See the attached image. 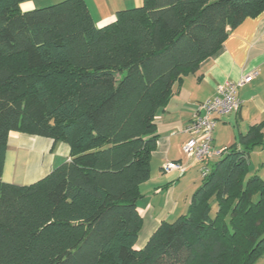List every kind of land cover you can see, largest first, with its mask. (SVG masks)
I'll return each instance as SVG.
<instances>
[{"label": "trees", "instance_id": "16d2710c", "mask_svg": "<svg viewBox=\"0 0 264 264\" xmlns=\"http://www.w3.org/2000/svg\"><path fill=\"white\" fill-rule=\"evenodd\" d=\"M28 1L0 0V264H258L264 180L249 163L264 121L206 162L187 214L135 247L157 116L264 0H143L102 28L85 0L21 12ZM13 132L67 144L70 161L3 182Z\"/></svg>", "mask_w": 264, "mask_h": 264}, {"label": "crops", "instance_id": "0c3cea01", "mask_svg": "<svg viewBox=\"0 0 264 264\" xmlns=\"http://www.w3.org/2000/svg\"><path fill=\"white\" fill-rule=\"evenodd\" d=\"M85 2L96 25L102 28L116 20L117 12L139 7L143 0ZM28 8H36L35 3ZM93 8L97 11L96 18ZM252 72L256 73L255 78L238 92L240 110L218 118L213 133L215 151L229 148L240 134H246L251 126L264 121V12L255 18H247L235 28L221 50L175 88L170 102L157 116L159 139L151 161V178L141 187L143 197L138 202V213L143 219V227L136 250L146 246L162 223H173L187 214L192 196L202 184L198 163L188 164L183 175L163 171L168 163L187 162L183 147L190 136L185 129L199 105L215 97L219 86L237 83ZM69 161L67 144L13 132L9 135L1 179L6 183L29 186ZM258 264H264V258Z\"/></svg>", "mask_w": 264, "mask_h": 264}, {"label": "built area", "instance_id": "2783aa9c", "mask_svg": "<svg viewBox=\"0 0 264 264\" xmlns=\"http://www.w3.org/2000/svg\"><path fill=\"white\" fill-rule=\"evenodd\" d=\"M255 76V72L248 73L237 83L227 82L219 86L215 97L199 105L198 111L185 129V133L190 136L183 147L187 162L168 163L163 168L165 173L177 172L183 175L187 172L188 164L198 163L201 165L202 178L207 177L210 170L206 162L219 158L224 153V150H213L212 146L218 118L240 110L239 89L251 83Z\"/></svg>", "mask_w": 264, "mask_h": 264}, {"label": "rangeland", "instance_id": "374dc122", "mask_svg": "<svg viewBox=\"0 0 264 264\" xmlns=\"http://www.w3.org/2000/svg\"><path fill=\"white\" fill-rule=\"evenodd\" d=\"M35 1V0H34ZM66 0H36L35 2L28 1L21 4L20 9L21 12L26 13L36 9L47 8L57 4H60ZM90 1V0H89ZM35 3L36 8L30 9L28 5ZM92 13L95 14V18L97 15L96 9H92ZM249 175H258L264 180V149L256 148L251 156H250V163H249ZM176 221V220H175ZM174 221V222H175Z\"/></svg>", "mask_w": 264, "mask_h": 264}]
</instances>
